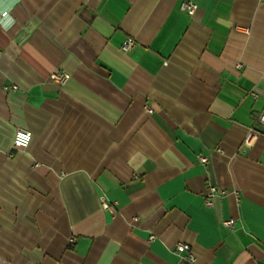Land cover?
Here are the masks:
<instances>
[{
  "label": "crops",
  "instance_id": "1",
  "mask_svg": "<svg viewBox=\"0 0 264 264\" xmlns=\"http://www.w3.org/2000/svg\"><path fill=\"white\" fill-rule=\"evenodd\" d=\"M260 112L264 0H0V264H264Z\"/></svg>",
  "mask_w": 264,
  "mask_h": 264
},
{
  "label": "built area",
  "instance_id": "2",
  "mask_svg": "<svg viewBox=\"0 0 264 264\" xmlns=\"http://www.w3.org/2000/svg\"><path fill=\"white\" fill-rule=\"evenodd\" d=\"M197 6L190 1H183L180 4V10L185 12L187 15L192 16L196 10ZM134 46V41L131 38H127L123 41L121 49L123 51H128ZM70 78V74L64 70L57 69L50 74V79L53 82L64 84ZM14 88V87H13ZM256 96L255 94H252ZM148 112H151L147 108ZM256 124L264 126V112H260L256 116ZM261 134V131L256 128H251L244 139V144L249 146L252 141ZM31 133L23 128H16L14 131L12 139L13 148H26L30 142ZM197 159L202 164L208 163V158L200 154L197 155ZM224 190L209 184L204 194V204L207 207H212L214 203V198L223 194ZM101 205L105 210L110 209V205L107 203L104 197H101ZM224 226L232 228L234 226V220L229 219L222 222ZM154 236L151 235L149 240H153ZM75 241L74 237L68 238V244L72 245ZM172 251L180 258L181 264H198L195 255L193 254L189 244L185 242H176L172 248Z\"/></svg>",
  "mask_w": 264,
  "mask_h": 264
}]
</instances>
